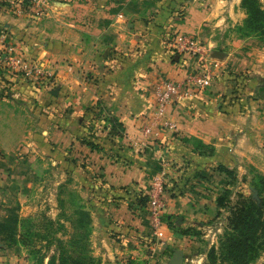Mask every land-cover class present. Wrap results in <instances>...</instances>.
<instances>
[{
  "label": "crops",
  "instance_id": "0c3cea01",
  "mask_svg": "<svg viewBox=\"0 0 264 264\" xmlns=\"http://www.w3.org/2000/svg\"><path fill=\"white\" fill-rule=\"evenodd\" d=\"M37 1L32 8L26 4L31 10L22 15L0 5V28L6 31L0 29V50L2 40L20 43L54 76L53 82L31 83L13 74L0 52V91L11 94H0V186L24 206L40 172L98 179L90 186L105 196L93 236L101 264L144 254L147 245L150 263L169 258L172 264L192 237L181 232L206 227L221 211L218 188L226 175L218 168L264 172V42L232 33L244 18L242 0H165L170 9L156 10L145 26L127 23L131 0ZM171 34L203 36L222 72L204 94L167 108L175 131L154 125L155 86L163 78L183 80L199 68V59L176 53ZM37 107L55 113L49 124L38 121L42 133L30 125L29 113L36 120ZM99 107L123 124L121 137L106 123L104 134L89 133L91 113ZM191 138L213 146L215 156L207 158ZM163 169L164 222L154 229L146 207L133 202Z\"/></svg>",
  "mask_w": 264,
  "mask_h": 264
},
{
  "label": "rangeland",
  "instance_id": "374dc122",
  "mask_svg": "<svg viewBox=\"0 0 264 264\" xmlns=\"http://www.w3.org/2000/svg\"><path fill=\"white\" fill-rule=\"evenodd\" d=\"M85 1L86 3L89 2L88 0ZM261 1L264 5V0ZM116 2V0L108 1L110 5ZM35 3L36 2H34V5ZM37 3L39 2L37 1ZM100 3H104V1ZM0 5L8 9L10 13L19 15H22L24 11L34 7L30 2H28V5H31L29 6L30 8L27 7L26 4L18 5L16 0H0ZM130 5L134 8L132 11H129L130 15L127 23L132 25L138 23L144 26L145 24H149L150 20H153V15L156 10L164 11L168 7L165 0H131ZM116 8L118 9L117 6ZM168 9L170 8L168 7ZM240 9L244 13H242L244 15V20L246 17L245 12L242 7ZM178 12V14L182 13L180 11ZM243 20L240 24L243 23ZM0 29H2V33L6 32L3 27ZM177 36L173 34L169 36L172 47ZM194 36L202 43V47H204L206 52L208 51L210 53V62H214L211 50H209L207 44L204 43L203 36ZM215 36L216 35H214V37ZM19 41H23L22 38H20ZM8 42L7 39L1 41L2 45L5 47L2 49L4 53L2 50H0V52L1 54L3 53V56L7 57V67L10 68L13 74H20L26 80H31V83H33V80L41 84H43L45 80L52 81L51 78H54V76L50 73V70L44 67L42 63L33 59L22 44L14 43L10 45ZM173 50L175 51V49ZM19 61L20 63H18ZM19 65L22 67L27 65L29 68L28 71H32L31 75H26V72L19 69ZM199 65H202L200 59ZM214 73L216 75L212 81V86L214 85L217 75L222 74L221 70L218 68L214 70ZM235 79H237V77ZM1 90L3 91H0V94L3 93V96L10 98L11 94L8 89L2 88ZM33 106L35 107V105ZM102 108L103 107H99V109H97L98 111H93V113H91V117L93 118H91L89 124V133L93 134L94 137L100 133L104 134L102 132L103 126H105V120L113 115L108 111H103ZM34 114L37 116L36 120L33 114L31 112L29 113L31 117L30 125H32L31 129L34 130V132L42 133L43 129L38 127L40 125L39 122L42 123V121H44L45 124H49L50 117H52L51 115L55 113H44L37 107ZM261 147L264 149V143ZM245 168L247 172H234L236 173L235 178L226 177V181L223 182L222 188L216 187L221 189L218 196H221L225 192H229L231 207H236L245 200L253 199V191L251 190V188H253V181L256 175H264V172H259L258 169L253 166H245ZM39 175L31 192L26 195V203L24 206L20 205L15 198V194L10 189L0 186V219L7 214V210L17 208L18 205L19 216L22 221H26L20 225L18 230L19 234L21 238L26 237L31 239V243L27 247L22 245L9 247L8 241H4L0 237V264H38V259L42 255L46 256L45 264H48L51 257L57 260L56 264H60L61 254L69 252L77 258H80L83 250H85V254L89 258H93L95 262L101 264V259L94 254L93 236H95L100 229L99 225H97V218L98 215L105 212V196L104 191H102L100 187L97 189L90 186V182L94 185L93 182L97 184L96 182L99 180L90 181L89 176L86 177V179L81 178L79 177L80 175H77V172L65 174V172L48 171L40 172ZM83 179L89 180V182L84 183ZM145 196H147V194L141 195L140 198ZM138 203L139 201L133 202L135 205H138ZM146 209L148 212V205ZM230 217V210H219L206 227L201 229L194 228V235L181 249H178L183 251V253L185 252L187 256L184 264H212L210 252L215 248L220 254L219 249L221 240L224 239L226 233L230 229ZM163 222L164 218H162V225L160 228L163 226ZM151 223L155 229L152 219ZM75 241L78 243L73 246V242ZM83 246H86V248H83ZM149 247L148 245L143 247V250H145L144 254H139L134 258H121L117 261L114 260V262L116 264H160L159 262L157 263V258L154 259L155 263H150V261L145 258V255H148V250H150ZM167 263H169V258H167L164 264ZM252 264H264V251Z\"/></svg>",
  "mask_w": 264,
  "mask_h": 264
},
{
  "label": "trees",
  "instance_id": "16d2710c",
  "mask_svg": "<svg viewBox=\"0 0 264 264\" xmlns=\"http://www.w3.org/2000/svg\"><path fill=\"white\" fill-rule=\"evenodd\" d=\"M241 7L246 17L243 23L237 25L232 32H235L241 39L252 38L264 42V5L262 1L242 0ZM100 105L101 103H99ZM105 123L110 125L111 134L122 136L124 127L116 116L111 115L106 118ZM187 140L195 143L196 149L207 155V158L215 156L213 146L205 145L193 138ZM218 170L228 178L236 177L235 171L225 166L219 167ZM252 185L259 192L260 202L248 199L236 207H231L229 192L218 197V207L221 210L231 211L230 229L221 240L220 254L215 248L210 252L212 264H252L264 251V175H256ZM148 201V196L142 197L138 206L144 208L148 205ZM18 209L17 205V208L7 210V214L0 219V237L2 240L8 241L9 247L21 245L27 247L31 243L30 238H21L19 234L20 225L26 221H22ZM181 235L193 236L194 232L183 230ZM77 243V241L73 242V246ZM80 256L77 258L69 252H65L61 254L60 264H100L93 258H89L85 254V250L81 252ZM45 260L46 256L42 255L38 259V264H45ZM56 261L54 257H51L48 264H56Z\"/></svg>",
  "mask_w": 264,
  "mask_h": 264
},
{
  "label": "built area",
  "instance_id": "2783aa9c",
  "mask_svg": "<svg viewBox=\"0 0 264 264\" xmlns=\"http://www.w3.org/2000/svg\"><path fill=\"white\" fill-rule=\"evenodd\" d=\"M19 4H34L37 0H16ZM36 4V3H35ZM202 43L193 35L177 36L173 43V48L180 55L188 54L198 57L202 61L199 68L188 74L183 80L174 82L166 79H160L155 86L156 108L154 114V125L162 130H177V125L167 119V108L175 103L184 100H190L197 96L204 94L211 86L215 77L214 70L217 69L213 62L209 60L210 53L202 47ZM21 57V56H20ZM20 63V61L18 62ZM20 66V65H19ZM21 67V68H20ZM26 72V75H31L32 71H28L27 65L20 66ZM146 133H151V128L146 129ZM168 183V172L163 169L157 174L151 185L148 188L147 196L148 212L153 221L155 229H159L163 218V211L165 207V193Z\"/></svg>",
  "mask_w": 264,
  "mask_h": 264
},
{
  "label": "water",
  "instance_id": "95a60500",
  "mask_svg": "<svg viewBox=\"0 0 264 264\" xmlns=\"http://www.w3.org/2000/svg\"><path fill=\"white\" fill-rule=\"evenodd\" d=\"M217 55H220L222 53L216 52ZM253 191V199L260 202L259 192L255 188H251ZM185 257L184 253L181 250H176L175 256L173 257L172 264H184Z\"/></svg>",
  "mask_w": 264,
  "mask_h": 264
}]
</instances>
